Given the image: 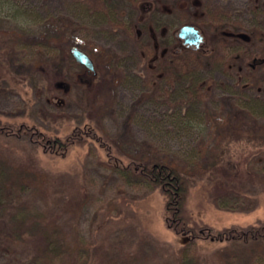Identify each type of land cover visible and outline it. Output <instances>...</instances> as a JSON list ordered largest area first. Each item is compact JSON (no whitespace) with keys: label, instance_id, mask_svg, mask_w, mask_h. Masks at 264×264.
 I'll list each match as a JSON object with an SVG mask.
<instances>
[{"label":"rangeland","instance_id":"374dc122","mask_svg":"<svg viewBox=\"0 0 264 264\" xmlns=\"http://www.w3.org/2000/svg\"><path fill=\"white\" fill-rule=\"evenodd\" d=\"M72 46L93 57L99 74L91 83L79 78L83 66L66 63ZM208 47L210 54L154 61L153 48L143 53L121 19L94 0H0V124L37 133L0 132V157L43 173L2 207V224L18 202L40 210L69 242H90L89 264H180L188 253L203 264H264L263 238L211 236L264 223V145L241 135L246 121L264 125V41ZM180 69L198 82L189 75L180 82ZM74 131L77 141L65 155L51 153L50 140ZM142 154L183 168L198 163L188 197L201 226L196 237L167 224L158 187L119 172L143 162ZM230 159L237 174L223 189ZM32 254L30 244L0 231V264H29Z\"/></svg>","mask_w":264,"mask_h":264},{"label":"trees","instance_id":"16d2710c","mask_svg":"<svg viewBox=\"0 0 264 264\" xmlns=\"http://www.w3.org/2000/svg\"><path fill=\"white\" fill-rule=\"evenodd\" d=\"M67 59H69L66 61L69 68L79 65L72 55ZM175 72L178 73L180 82L184 81L182 78L186 75H189L188 77L190 78L193 77V72L191 71L184 72L180 69ZM195 80L196 78L193 77V84ZM196 82L198 81L196 80ZM189 87L196 86L189 85ZM260 105L261 103L257 102L256 108L259 109ZM241 127V135L246 137L245 140L263 147V124H251L246 121L241 124ZM23 131L30 135L37 134L33 127L28 128L25 124H20L16 128L13 124H0V132L7 135H17ZM77 138L78 133L74 131L67 134L64 139L55 138L50 140L51 148H55L51 153L65 155L69 151L70 146L77 141ZM78 140L84 142L83 138H79ZM141 158L144 159L143 162H131L126 168L119 170V172L129 182L139 181L144 182L150 187H158L166 199L167 224L177 232L196 237L200 232L201 226L193 221L188 207V197L192 186L198 178L199 170L197 168L194 169V165L198 163L191 161L189 167L183 168L176 160L161 158V160L150 162L144 154L141 155ZM219 159L212 163L213 167L221 162V159ZM247 161L248 158L246 157L243 163L245 164ZM227 166L223 173L221 172L224 177V180L221 181L223 189H226L229 185L230 177L233 174H237V171H234L236 163L231 159L228 160ZM131 175H134L135 179H132ZM42 176V172L35 169L28 170L14 167L0 157V216L4 212L3 208L7 203H10L11 199L20 198L19 189L22 188L27 180L41 179ZM0 231H4L12 242L30 244L33 254L29 258V264H55L56 262L61 263L62 260H64V263L68 260L69 264H75L76 262L78 264H89V241L79 240L76 243L69 242L66 233L62 231L56 222L48 219L44 212L36 210L22 202H18V205L14 206V210L8 214L4 225L0 221ZM211 236L216 240L264 239V223L245 226H226L211 233ZM84 255L85 258L83 257ZM78 257L81 259L78 260ZM180 264L203 263L200 255L188 253L182 256Z\"/></svg>","mask_w":264,"mask_h":264},{"label":"flooded vegetation","instance_id":"af4514ba","mask_svg":"<svg viewBox=\"0 0 264 264\" xmlns=\"http://www.w3.org/2000/svg\"><path fill=\"white\" fill-rule=\"evenodd\" d=\"M121 19L124 28L134 34L139 48H153L152 60L176 58L187 52L212 53L208 44L264 41V0H94ZM194 30L181 35V27ZM200 35L197 45L194 41ZM88 53V52H87ZM93 59L90 53H88ZM100 54H108L102 50ZM255 58L254 61H261ZM94 61V59H93ZM81 65V64H80ZM97 70V66L94 61ZM79 78L92 82L97 73ZM88 77V78H87Z\"/></svg>","mask_w":264,"mask_h":264},{"label":"water","instance_id":"95a60500","mask_svg":"<svg viewBox=\"0 0 264 264\" xmlns=\"http://www.w3.org/2000/svg\"><path fill=\"white\" fill-rule=\"evenodd\" d=\"M193 30L194 29L192 27L185 25V26L181 27V35H185L187 33H190ZM200 39H201V36L198 35L194 42L197 45H199L198 41ZM70 52H71L73 58L75 59V61H77L81 65H84L87 68L88 72L97 73L93 59L90 57V55L85 50H83L82 48H80L78 46H72L70 49Z\"/></svg>","mask_w":264,"mask_h":264}]
</instances>
